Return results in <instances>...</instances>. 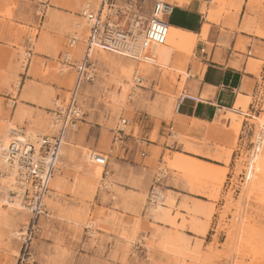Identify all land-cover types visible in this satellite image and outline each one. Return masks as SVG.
<instances>
[{
	"label": "rangeland",
	"instance_id": "obj_1",
	"mask_svg": "<svg viewBox=\"0 0 264 264\" xmlns=\"http://www.w3.org/2000/svg\"><path fill=\"white\" fill-rule=\"evenodd\" d=\"M97 1L0 0V131L12 125L49 133L54 100L67 96L75 79L61 55L82 57L84 42L77 52L68 41L82 38L84 3ZM243 1L202 0L201 11L214 14L208 22L222 33L257 38L248 55L258 67L257 87L246 90V109L238 103L236 114H218L221 122H193L172 110L206 38L192 48L185 37L153 44L138 62L96 49L95 75L79 95L82 118L45 199L49 215L34 240L35 264H264V145L261 167L249 176L264 125V0H247L245 8ZM178 18L174 11L167 20ZM136 67L140 86L132 81ZM90 151L108 159L99 175ZM28 217L8 208L0 216V264H15L16 230ZM93 248L100 257L81 256Z\"/></svg>",
	"mask_w": 264,
	"mask_h": 264
},
{
	"label": "built area",
	"instance_id": "obj_2",
	"mask_svg": "<svg viewBox=\"0 0 264 264\" xmlns=\"http://www.w3.org/2000/svg\"><path fill=\"white\" fill-rule=\"evenodd\" d=\"M174 6V3L167 0H98L96 3H86L82 16L88 32L83 41L85 47L82 57L72 60L68 50L61 55L62 64L73 68L75 79L68 89L69 95L58 97L59 101L51 109V134L38 136L35 141H21L16 135V129H11L8 144L5 147L0 145V158L13 170V182L7 188V194L9 197L19 196L29 213L26 225L16 230L15 239L19 247L15 264L36 263L33 244L40 231V217L48 215L44 199L49 191V182L57 168L60 149L68 129L83 115L78 102L79 89L84 82L92 81L95 75L91 49L95 47L136 62L141 61L149 43L163 45L166 42L169 32L167 17L173 12ZM76 41L78 39L75 35L70 37L68 49ZM198 52L205 53L202 45ZM190 77L192 75L188 68L185 78ZM143 79L136 67L132 81L140 86ZM185 98L187 92L182 90L176 97V112ZM123 123H127V119ZM93 160L98 165L106 166V158L102 154L94 155ZM3 173L0 169V174Z\"/></svg>",
	"mask_w": 264,
	"mask_h": 264
},
{
	"label": "crops",
	"instance_id": "obj_3",
	"mask_svg": "<svg viewBox=\"0 0 264 264\" xmlns=\"http://www.w3.org/2000/svg\"><path fill=\"white\" fill-rule=\"evenodd\" d=\"M173 3L175 4L173 12L177 11L179 18L176 22H169L170 30L166 41L177 44L179 41H183L185 37L189 42L188 46L192 48L197 37L206 38V42L197 44L204 47L205 53L196 52L194 62L189 66L192 77L185 79L188 81L187 98L183 100L178 113L174 112L173 107V115L176 114L181 119H191L193 122H211L213 119H219V113L227 118L229 113L236 114L237 104H245L247 101L246 90L249 87L255 89L258 84L257 77L253 74L258 70L257 64L253 60L248 64V55L251 54L253 42L257 38L244 32L240 34L243 39H239L237 32L222 33L218 25L208 22L215 19L214 14L204 9L201 11L202 0H175ZM246 4L247 0H244L240 6L245 8ZM85 36L86 31L81 42L84 41ZM260 41L264 43V40ZM238 42L239 45L236 48ZM153 44L149 43L147 47ZM243 47L247 49V54L242 50ZM80 49L81 45H78L75 50L79 52ZM95 52L96 49L92 51L91 57L95 58ZM83 88L79 89V95L82 94ZM237 108L241 107L237 106ZM239 111L241 110L239 109ZM179 124L182 130L190 127V124L187 123L181 122ZM73 130L67 131V137L65 135L64 139L65 145H70L67 139ZM93 153L95 152L92 151L88 156L90 161H92L91 155ZM95 170L99 175L101 166L96 165ZM55 176L56 174L54 178ZM98 253L99 250L94 248L80 252L81 256L87 255L88 257H100Z\"/></svg>",
	"mask_w": 264,
	"mask_h": 264
},
{
	"label": "bare ground",
	"instance_id": "obj_4",
	"mask_svg": "<svg viewBox=\"0 0 264 264\" xmlns=\"http://www.w3.org/2000/svg\"><path fill=\"white\" fill-rule=\"evenodd\" d=\"M86 3L87 2H85L84 3V7H85V5H86ZM83 7V9H82V11H84V8ZM81 18H82V24H83V29H84V34H83V36L85 35V31H86V36H85V38H84V40L86 39V37H87V32H88V27H87V25H85V21L83 20L84 19V17L83 16H81ZM77 24V23H76ZM169 30H170V25H169ZM168 34H169V32H168ZM76 37H77V34L75 35ZM82 36V37H83ZM168 37V36H167ZM77 39H78V41H76V47L78 46V45H82V42H81V39H79V37H77ZM167 40V39H166ZM78 42V43H77ZM166 43V42H165ZM164 43V44H165ZM74 44V45H75ZM163 44V45H164ZM157 45H159V44H157ZM76 47H75V49H76ZM149 47V46H148ZM94 49H99V48H92L91 49V52H90V56H91V53H92V51L94 50ZM100 50V49H99ZM105 52V51H104ZM146 53H148V54H150V51H146ZM147 55V54H146ZM115 63H117V61L115 62ZM114 64V63H113ZM118 64H120V62H118ZM122 64V63H121ZM121 64H120V67H121ZM114 65H116V64H114ZM113 65V66H114ZM118 66V65H117ZM127 66H129V65H127ZM126 66V67H127ZM119 67V68H120ZM124 68H125V66H123ZM122 68V67H121ZM128 68H130V67H128ZM126 70V69H125ZM125 73V72H124ZM125 74H127V73H125ZM186 79V78H185ZM136 89V88H135ZM134 87H132V91L131 92H133L134 93ZM68 95H69V93H68ZM128 96L129 97H131L129 94H128ZM65 97H67V96H65ZM62 98H64V97H62ZM59 100H58V98H56L55 100H54V103H53V106H54V104L55 103H57ZM246 104H244V103H239V106L240 107H242V109H244L246 106H245ZM246 109V108H245ZM174 112L175 113H178V112H176L175 111V105H174ZM52 114V113H51ZM51 119H52V115H51ZM125 119V118H124ZM123 119V120H124ZM123 120L121 119L120 120V122H121V124L123 123ZM51 122H52V120H51ZM51 122H50V131H49V133H46V134H48V135H50L51 134V132H52V124H51ZM11 123H8L7 124V126L8 125H10ZM124 124V123H123ZM126 124V123H125ZM124 124V125H125ZM123 125V126H124ZM6 126V127H7ZM73 126L74 125H72L68 130H71V129H73ZM11 129H16V131H17V133H16V135L18 136V138L21 140V141H26V140H30V141H35L36 139H37V137L38 136H41V135H44V134H38V133H32V132H30V131H27L26 129H22V128H17L16 126H12V125H10V126H8V128H5L4 129V131H2L3 132V134L0 136V145H3L4 147L8 144V142H9V140H10V130ZM238 130H239V125H237V124H235L234 125V127H233V132H231V134H229L228 136H229V139H231V141L233 142V138H234V136L235 135H237V133H238ZM0 131V132H1ZM260 134V137L256 140V142H255V146L253 147V150L251 151V155H250V157H249V161L251 162L250 163V171H249V176H251V175H253V173H254V171L257 169V168H260L261 167V165H258V162H259V156L261 155V150H262V148H263V145H264V125L261 127V132L259 133ZM236 138V137H235ZM64 139H65V137H64ZM236 140V139H235ZM231 142V144H234V143H232ZM66 143H65V140L63 141V144H62V146H61V149H60V156H61V150H62V148L64 147V145H65ZM91 152V151H90ZM90 152L86 155V158L88 159V156L90 155ZM96 154H100V153H97V152H95V153H93L92 155H91V158H92V161L94 162V160H93V158H94V155H96ZM105 158H106V165H107V157H106V155H104V154H102ZM264 161V160H263ZM58 163H60V157H59V161H58ZM58 163H57V165H58ZM95 163V162H94ZM263 164V163H262ZM96 165H98V164H96ZM4 166V167H3ZM99 166H102V165H99ZM102 167H105V166H102ZM262 168L264 169V165L262 166ZM0 169L1 170H3V174H0V216L3 214V211L5 212V209H11V211H13V212H16V210H19V211H22V210H25V212H27L28 213V210H27V207H26V205L25 204H23L22 203V201H21V199L19 198V196H14V197H9V195L7 194V188L8 187H11V186H9L12 182H13V170H11L10 168H9V166H8V164H6L5 162H4V160H2L1 158H0ZM57 170H58V167L56 168V170H55V172L53 173V176H52V178H51V180H50V182H49V191H48V193H47V195L45 196V199L48 197V195H49V192H50V184H51V182H52V180H53V178H54V175L56 174V172H57ZM45 199H44V204H45ZM28 215H29V213H28ZM29 218V217H28Z\"/></svg>",
	"mask_w": 264,
	"mask_h": 264
}]
</instances>
